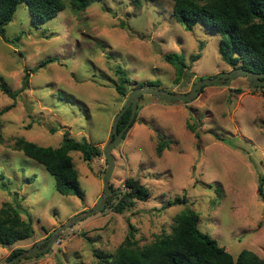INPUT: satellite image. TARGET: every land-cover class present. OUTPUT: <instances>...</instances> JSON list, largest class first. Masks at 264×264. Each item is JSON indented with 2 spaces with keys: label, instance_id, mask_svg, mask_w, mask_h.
<instances>
[{
  "label": "rangeland",
  "instance_id": "374dc122",
  "mask_svg": "<svg viewBox=\"0 0 264 264\" xmlns=\"http://www.w3.org/2000/svg\"><path fill=\"white\" fill-rule=\"evenodd\" d=\"M172 5V0H104L78 13L66 6L38 26L24 4L17 7L5 26L10 41L0 36V77L19 91L13 100L0 90V109L13 104L0 115V207L4 202L18 207L22 219L31 218L34 232L11 246L0 245V264L12 250L29 249L91 209L102 193L107 166L103 153L88 164L71 151L83 198L61 195L45 167L14 148L16 139L57 147L68 132L103 150L129 96L115 90L117 65L130 79L129 88L144 83L182 93L199 78L232 69L220 57V35L201 24L185 30L174 20ZM168 53L182 56L190 67L177 82L174 67L163 60ZM192 55L198 58L191 60ZM48 57L56 60L29 71L22 89L24 69ZM138 106L134 124L112 151L110 184L116 194L108 196L104 209L59 233L46 252L12 264H99L94 254L113 252L130 224L140 245L148 244L170 230L185 206L175 203L176 197L186 198L199 213V228L229 253L246 249L264 259V201L257 195L264 173V85L252 86L242 76L228 85H206L190 101L143 94ZM187 123L195 124L197 136ZM160 134L173 143L158 156ZM127 177L138 178L151 195L130 211L114 212L109 202L116 201Z\"/></svg>",
  "mask_w": 264,
  "mask_h": 264
},
{
  "label": "trees",
  "instance_id": "16d2710c",
  "mask_svg": "<svg viewBox=\"0 0 264 264\" xmlns=\"http://www.w3.org/2000/svg\"><path fill=\"white\" fill-rule=\"evenodd\" d=\"M103 1L0 0V36L4 41H10L5 35V26L12 21L19 5L24 4L27 7L32 16V24L38 26L56 17L66 6L78 13L91 4ZM132 1L136 4L140 3V0ZM172 1V16L185 30L191 31L196 24H201L207 30L220 35V57L231 68L242 67L264 73V0ZM15 39H19V36ZM197 58L198 55L190 57L191 60ZM55 60L56 57H48L30 70L24 69L22 89L28 85L29 71H37ZM163 60L174 67L175 82L188 74L190 67H187L182 56L168 53L163 55ZM114 72L117 76L115 90L122 97L129 95L135 88L149 85L137 83L134 88H129L131 81L125 70L117 65ZM0 90L13 100L19 93V91H12L2 77H0ZM236 90L241 91L240 88ZM141 98L142 95L139 100ZM12 106L13 104L0 109V115ZM129 116L130 108L120 117L118 130L126 125ZM135 119L131 121L128 129L134 124ZM260 124L264 127V119L260 121ZM187 128L196 136L198 135L194 123H187ZM172 143V138L160 134L155 145L156 154L160 156L165 149H170ZM14 148L45 167L54 177L55 189L59 194L74 195L81 199L83 192L79 185L78 172L69 153L80 152L88 164L93 158L102 155L101 148L86 139L77 140L68 132L63 134L62 141L57 147L41 146L20 137L15 140ZM123 185L124 188L116 201L109 202L114 212L130 211L137 201L146 200L151 195L150 189L138 178L127 177ZM257 195L264 201V173L258 177ZM174 202L185 206L174 216L168 232L162 231L152 242L140 245L135 237L136 229L130 224L124 240L113 252L94 254L99 259V264H264L263 258L246 249L235 256L229 253L224 246L199 228V213L186 205L185 197H176ZM19 210L9 202H4L0 207V245L3 247L11 246L33 235L31 218L22 219ZM260 225L261 222H259ZM20 251L22 250H12L8 259Z\"/></svg>",
  "mask_w": 264,
  "mask_h": 264
},
{
  "label": "water",
  "instance_id": "95a60500",
  "mask_svg": "<svg viewBox=\"0 0 264 264\" xmlns=\"http://www.w3.org/2000/svg\"><path fill=\"white\" fill-rule=\"evenodd\" d=\"M245 76L247 78V82L252 86H263L264 85V73L263 72H254L248 69H244L242 67H235L232 68L229 72L220 73L216 76L203 78L197 80L191 87L188 92H170L164 89L156 88L150 85H146L144 87L135 88L131 91L126 100L125 104L122 108L118 111L115 115L110 134L108 140L102 150L103 156L106 160V170L103 174V190L99 196L97 203L86 212L77 214L71 218H69L65 223L61 224L57 228H55L50 235L45 238L37 241L33 246H31L27 250H22L15 256L10 259H7L5 262L1 264H12L15 261L24 258V257H33L37 254L46 252L51 245L57 239L59 233L64 231L69 226L73 225L74 223L82 220L83 218L90 216L102 209H104L105 205L108 201V196L112 194L113 190L110 187V179L112 173L115 168V158L112 151L115 149L117 144L120 142L125 129L131 123L133 117L135 116L137 106H138V99L140 95L147 94L151 95L159 101H167V102H175V101H190L193 98H196L199 94L200 90L206 85H228L234 78ZM130 108V116L126 123V125L121 129L118 130V123L120 117L123 113ZM44 244L43 246H39Z\"/></svg>",
  "mask_w": 264,
  "mask_h": 264
},
{
  "label": "flooded vegetation",
  "instance_id": "af4514ba",
  "mask_svg": "<svg viewBox=\"0 0 264 264\" xmlns=\"http://www.w3.org/2000/svg\"><path fill=\"white\" fill-rule=\"evenodd\" d=\"M114 192L112 193V195H115L116 194V190H113ZM44 244H41L39 246H43Z\"/></svg>",
  "mask_w": 264,
  "mask_h": 264
}]
</instances>
